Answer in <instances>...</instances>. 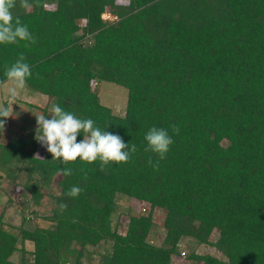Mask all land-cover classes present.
Returning <instances> with one entry per match:
<instances>
[{
  "label": "trees",
  "instance_id": "16d2710c",
  "mask_svg": "<svg viewBox=\"0 0 264 264\" xmlns=\"http://www.w3.org/2000/svg\"><path fill=\"white\" fill-rule=\"evenodd\" d=\"M30 3L26 11L16 0L12 11L37 43L0 44V80L23 54L30 89L135 144L137 152L101 171L98 161L53 160L36 131L0 142V173L17 185L24 170L33 206H42L53 184L59 189L43 217L48 227H27L39 215L28 209L17 231H9L0 213V264H173L182 259L185 237L223 256L193 252L196 264H264V0ZM103 82L128 90L124 116L101 102L93 85ZM44 115L51 119L48 109ZM154 126L174 140L158 170L148 162L158 157L144 151ZM62 168L73 174L58 175ZM73 186L83 189L77 198L67 195ZM120 198L149 208L129 214L124 232L113 222ZM60 203L67 205L63 212ZM157 209L166 214L161 245L148 240ZM102 244L110 248L94 261L90 248Z\"/></svg>",
  "mask_w": 264,
  "mask_h": 264
},
{
  "label": "clouds",
  "instance_id": "9594fccd",
  "mask_svg": "<svg viewBox=\"0 0 264 264\" xmlns=\"http://www.w3.org/2000/svg\"><path fill=\"white\" fill-rule=\"evenodd\" d=\"M20 6L28 11L32 4L30 0H20ZM15 7L16 0H0V44H18L20 41L37 43L28 26L18 17L14 18L12 10ZM25 46L27 47L28 44ZM4 75L7 80H0V86L7 85L9 82L12 86L6 89L7 106L0 105V118H2L0 129H4L6 119L13 116V102L18 91L25 88L27 79L32 76L31 67L25 62L23 54L11 66L6 67ZM49 111L51 119L46 118L45 115H36L35 139L52 154L53 160L62 159L65 164L75 162L77 158L87 163L98 161L100 170L104 171L112 162H130L132 154L137 152L135 144H126L118 134L102 130L92 119L78 118L75 113L66 111L57 104H53ZM172 132L179 134L178 126L172 125ZM80 133H83V140L77 142ZM144 139L147 142L144 151L158 157L153 162L150 156L148 162L158 170L159 162L166 158L170 146L174 143L172 135L168 129L154 126L146 133ZM37 157H39L38 153L34 158ZM57 172L58 175L65 177L73 174L71 168L58 169ZM85 179H87L86 174ZM82 191L83 189L79 186H73L67 195L77 198ZM59 209L63 212L67 209V205L60 203Z\"/></svg>",
  "mask_w": 264,
  "mask_h": 264
},
{
  "label": "rangeland",
  "instance_id": "374dc122",
  "mask_svg": "<svg viewBox=\"0 0 264 264\" xmlns=\"http://www.w3.org/2000/svg\"><path fill=\"white\" fill-rule=\"evenodd\" d=\"M12 84L9 82L7 85L0 86V105L7 104V92L6 89L11 87ZM94 89L99 93L101 102L112 109L116 115L124 116L127 108L128 101V90L124 87L116 85L114 83L103 82L99 86L93 85ZM54 101L50 100L47 96L37 93L30 89L27 85L24 89L18 91V95L13 102V116L7 118L6 126L0 136V142L2 144H8L10 141L22 138L30 135L36 131L37 119L36 115H44V110L49 109L53 105ZM17 185L12 180L5 178L0 173V183L3 192L0 195V213L4 214L3 225L5 229L16 232L15 227H20L22 223L23 212L28 209L36 211V207L33 206L30 195L24 190V185L27 181V174L24 170L19 172L17 178ZM47 196L42 202V206L37 209L38 217H33L29 222V228L39 226H50L49 222L44 221L43 217L48 216L54 208L53 196L58 195L59 189L56 184L46 190ZM149 208L147 204L140 203L136 200H129L127 198H120L118 200V209L113 217L114 224L118 222L121 224V229L124 232L127 226V216L133 215H144L148 214ZM166 214L163 210L157 209L154 213V227L149 235L148 240L155 244L161 245L166 231L164 229V221ZM218 232L213 234L212 240L217 239ZM22 245H20L21 247ZM108 244H102L99 247L90 248L92 256L91 259L94 261L98 260L100 254L106 249L110 248ZM29 251L33 250V245L30 243L26 244ZM180 252H186L185 258H174L173 264H196L195 261L189 258V255L195 252L200 255H212L222 258V254L215 248L207 245H200L196 240L192 238H183L180 242ZM20 253H16L13 256V260L20 259ZM88 258V259H90Z\"/></svg>",
  "mask_w": 264,
  "mask_h": 264
},
{
  "label": "built area",
  "instance_id": "2783aa9c",
  "mask_svg": "<svg viewBox=\"0 0 264 264\" xmlns=\"http://www.w3.org/2000/svg\"><path fill=\"white\" fill-rule=\"evenodd\" d=\"M103 18H104L105 20H107V21H115V20H116V17L113 16V15H110V14H105V15L103 16ZM186 256H187L186 252H182V253H181V257H182V258H185Z\"/></svg>",
  "mask_w": 264,
  "mask_h": 264
}]
</instances>
